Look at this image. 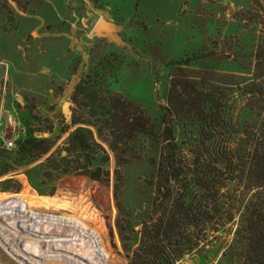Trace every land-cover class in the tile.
Listing matches in <instances>:
<instances>
[{
    "label": "rangeland",
    "instance_id": "1",
    "mask_svg": "<svg viewBox=\"0 0 264 264\" xmlns=\"http://www.w3.org/2000/svg\"><path fill=\"white\" fill-rule=\"evenodd\" d=\"M100 20L125 25L122 34L130 49L103 44L95 33ZM262 45L264 0H0V142L5 148L3 139L16 143L30 128L42 130L44 138L56 129L60 135L52 152L65 155L66 140L75 128L68 134L64 128L74 111L80 112L72 101L75 88L102 59L118 62L109 80L112 89L154 124L167 106L174 80L184 76L181 80L196 88L205 78L217 87L211 97L213 117L221 128L192 119L178 127L176 136L186 166L195 156L204 161L200 173L211 188L204 196L216 201L210 206L219 213H209L211 224L205 230L201 224L194 251L179 264H241L237 259L242 240L236 234L241 216L251 202L264 206V187L252 189L255 184L242 182V174H228L218 163V152L231 159L241 151L240 157L246 159L260 139L262 118L253 110L259 103L251 101L244 89L253 82L248 80L256 72L254 59ZM187 59L192 60L191 67L177 69L175 64ZM200 92L208 96V91ZM31 109L38 123L32 121ZM143 147L133 146L131 166L146 154ZM105 148L110 155L109 184L82 175L62 177L54 196L67 181L83 185L60 192L71 195L70 200L54 201L41 194L27 177L30 168L0 179L13 178L22 186L18 193L0 191L5 216L0 225L5 236L0 264H67L62 260L65 251L55 256L59 248L69 249L82 261L129 264L116 227V160ZM123 170L121 191L133 201V188L143 187L136 184L135 170ZM73 195L77 197L71 199ZM78 197L94 206L89 209L90 221L72 213L79 209L74 202ZM122 200L126 204L127 198ZM41 212L62 217L47 221L37 216Z\"/></svg>",
    "mask_w": 264,
    "mask_h": 264
},
{
    "label": "trees",
    "instance_id": "2",
    "mask_svg": "<svg viewBox=\"0 0 264 264\" xmlns=\"http://www.w3.org/2000/svg\"><path fill=\"white\" fill-rule=\"evenodd\" d=\"M254 60L256 72L252 80H248L253 82L244 91L251 101L256 99L259 103L253 110L258 111L262 118L260 139L253 154H249L246 159L240 157L241 151H237V155L231 159L225 158L223 152H218V163L230 175L242 174V182H252L255 184L252 189L258 190L264 187V45L257 47ZM115 63L118 65L117 61L113 63L102 59L91 67L87 76L75 88L72 101L80 112L74 111L71 122L64 128V134L75 128L66 140L63 149L65 155L58 151L52 152L57 137L44 138L42 130L34 131L30 128L27 135L15 143L16 147L11 152L0 142V179L30 168L27 177L41 194L51 195L54 201L62 197L70 200L71 195L60 192L68 189L67 187L74 189L83 185L80 181H67L57 191L60 197L54 196L56 182L62 177L82 175L93 182L109 184L110 172L107 168L110 155L105 148L108 146L116 160V227L129 264H179L194 251V239L199 238L203 232L201 224L204 230L211 224L209 213L219 212L213 204L210 206L211 202L216 201L204 196L211 190L208 186L209 180L200 173L204 161L195 156L186 166L176 131L192 119H199L205 124L209 122L215 128H221L213 117L216 107L213 106L214 99L211 97L217 87L205 78L202 79L203 86L196 88L181 80L184 76L178 81L174 80L167 106L162 108L161 118L156 125L151 123V119L136 104L112 89L109 80ZM191 63L192 60L187 59L177 62L175 66L182 69L191 67ZM226 82L235 83L233 80ZM200 89L208 91L210 98L202 96ZM32 112V109L29 110L32 121L38 123L39 120L32 117ZM204 112L207 113L206 116H203ZM134 145L144 146L143 151L146 150L145 155L138 156L136 167L131 166L135 156ZM125 156L131 158L124 160ZM123 169L135 170L139 179L136 184L143 187L133 188L134 202L128 200V194L121 191ZM21 189V184L13 178L0 182L1 192L18 193ZM143 189L147 190L145 194L142 193ZM218 189L221 192L222 188ZM75 197L77 196L73 195L71 199ZM124 197L127 198L126 204L122 203ZM74 202L78 203L79 209L72 213L90 221L89 209L94 206L86 198L78 197ZM37 216L47 221L62 217L45 212ZM4 218L0 210V225ZM236 234L242 240L237 259L239 263L264 264V206L257 202L249 203L241 216V224ZM3 237L5 236L0 234V245L4 247ZM63 251L66 252L62 256L64 263L102 264L76 259L67 248H59L55 256Z\"/></svg>",
    "mask_w": 264,
    "mask_h": 264
},
{
    "label": "water",
    "instance_id": "3",
    "mask_svg": "<svg viewBox=\"0 0 264 264\" xmlns=\"http://www.w3.org/2000/svg\"><path fill=\"white\" fill-rule=\"evenodd\" d=\"M125 25H117L113 22L100 20L95 27V33L98 38L106 39L108 44H115L120 48L127 47L130 49V45L127 44L121 33L124 31ZM60 135V133L55 130V133L51 135V138H56Z\"/></svg>",
    "mask_w": 264,
    "mask_h": 264
},
{
    "label": "built area",
    "instance_id": "4",
    "mask_svg": "<svg viewBox=\"0 0 264 264\" xmlns=\"http://www.w3.org/2000/svg\"><path fill=\"white\" fill-rule=\"evenodd\" d=\"M3 143H4L5 148H7L9 150L14 149L15 146H16L15 143L12 142L11 140H5V139H3Z\"/></svg>",
    "mask_w": 264,
    "mask_h": 264
},
{
    "label": "flooded vegetation",
    "instance_id": "5",
    "mask_svg": "<svg viewBox=\"0 0 264 264\" xmlns=\"http://www.w3.org/2000/svg\"><path fill=\"white\" fill-rule=\"evenodd\" d=\"M121 36H122V38L124 39V41H125V38H124V36H123V34L121 33ZM103 40V44H105V43H107V40L106 39H102ZM128 43V42H127Z\"/></svg>",
    "mask_w": 264,
    "mask_h": 264
}]
</instances>
